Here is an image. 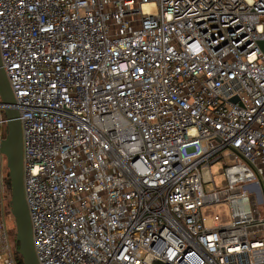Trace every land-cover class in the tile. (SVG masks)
Wrapping results in <instances>:
<instances>
[{
    "label": "built area",
    "instance_id": "obj_1",
    "mask_svg": "<svg viewBox=\"0 0 264 264\" xmlns=\"http://www.w3.org/2000/svg\"><path fill=\"white\" fill-rule=\"evenodd\" d=\"M262 41L264 0H0L39 263L264 264Z\"/></svg>",
    "mask_w": 264,
    "mask_h": 264
},
{
    "label": "water",
    "instance_id": "obj_2",
    "mask_svg": "<svg viewBox=\"0 0 264 264\" xmlns=\"http://www.w3.org/2000/svg\"><path fill=\"white\" fill-rule=\"evenodd\" d=\"M264 49V41L260 42ZM0 98L7 119L6 135L0 144L5 154L11 184V213L17 228L16 240L23 264H40L36 255L33 229L24 191L23 130L16 99L2 64L0 53ZM238 98H232L237 101Z\"/></svg>",
    "mask_w": 264,
    "mask_h": 264
},
{
    "label": "rangeland",
    "instance_id": "obj_3",
    "mask_svg": "<svg viewBox=\"0 0 264 264\" xmlns=\"http://www.w3.org/2000/svg\"><path fill=\"white\" fill-rule=\"evenodd\" d=\"M225 163H228V161L223 160L219 161L212 166V172L214 174V179L217 185H220L224 179V175L219 172V170L223 167ZM203 213L206 216V225L207 226H213L214 221V215L218 214L220 216L221 222H227L230 220L229 215V206L227 203H217L215 205H208L203 208ZM4 217L6 218V223L9 229L14 225L15 219L14 216L8 212L4 213Z\"/></svg>",
    "mask_w": 264,
    "mask_h": 264
},
{
    "label": "trees",
    "instance_id": "obj_4",
    "mask_svg": "<svg viewBox=\"0 0 264 264\" xmlns=\"http://www.w3.org/2000/svg\"><path fill=\"white\" fill-rule=\"evenodd\" d=\"M7 189H8L7 208L9 209V208H11V206H10L11 184H10L9 172H7ZM16 232H17V228H16V224L14 222V225L10 228L11 240H12V243H13L14 254H15V258H16L17 264H23L22 256H21V254L18 251L19 243L16 240Z\"/></svg>",
    "mask_w": 264,
    "mask_h": 264
}]
</instances>
